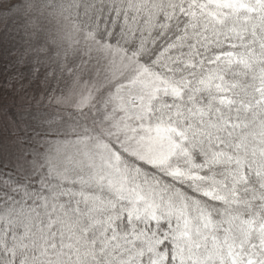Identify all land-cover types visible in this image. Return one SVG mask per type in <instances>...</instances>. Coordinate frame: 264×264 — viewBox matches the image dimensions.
I'll use <instances>...</instances> for the list:
<instances>
[{
	"label": "snow or ice",
	"instance_id": "1",
	"mask_svg": "<svg viewBox=\"0 0 264 264\" xmlns=\"http://www.w3.org/2000/svg\"><path fill=\"white\" fill-rule=\"evenodd\" d=\"M8 3L31 19L0 35V264H264V0ZM63 77L71 119L38 116Z\"/></svg>",
	"mask_w": 264,
	"mask_h": 264
},
{
	"label": "rangeland",
	"instance_id": "2",
	"mask_svg": "<svg viewBox=\"0 0 264 264\" xmlns=\"http://www.w3.org/2000/svg\"><path fill=\"white\" fill-rule=\"evenodd\" d=\"M36 2H39V0H36ZM4 6L5 8L11 6L10 3H8V0H5ZM36 15L39 16L40 19L34 21L33 25L34 26L39 25V27L43 30L46 36L51 35L53 33L60 36H67L71 33V25L67 20L62 21L60 18H57L56 16H53L50 13L47 16L43 15V13H37ZM29 19H31V14L29 13L21 14L19 9H17L16 12H7L0 10V35L4 36V38L8 41L9 50H11L17 44L20 46V48H24L28 46L24 43V39L28 32L27 24ZM12 58L13 57L9 56L6 57V59L4 60V65L6 69L9 60H11ZM39 59L40 57L37 56V60L34 61L33 66L35 65L36 62L39 61ZM49 66H51L50 60H49ZM28 68L29 66L25 65L23 66L22 70L27 71ZM37 71L42 72L45 77L48 76V70L43 66L39 67ZM6 74L7 71H5V75ZM62 81L63 82H61V80L52 78L51 83L56 84V87H51L47 79L37 84V90L33 92V96L37 97V99L34 102L33 111L38 116H41L42 114L43 117H50L52 120H55L57 115H59L60 113H64V115L67 118L71 119V116L69 114L70 109L68 107L53 103L50 94V93L62 94L69 90L68 85L70 82L68 78L63 77ZM46 96L48 102L41 104V101L44 100ZM3 98H4V102L13 111L14 114L22 111V109L19 108V104L22 103L23 101L14 92L5 90L3 93ZM72 110L74 111V109ZM36 126L38 128H41L42 130V124H37ZM33 134L35 135V133ZM13 135L14 132L12 128H10L7 124H5L3 128L0 129V139H3L5 141H10Z\"/></svg>",
	"mask_w": 264,
	"mask_h": 264
}]
</instances>
